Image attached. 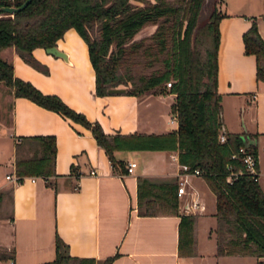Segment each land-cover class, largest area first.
<instances>
[{
	"label": "crops",
	"instance_id": "obj_1",
	"mask_svg": "<svg viewBox=\"0 0 264 264\" xmlns=\"http://www.w3.org/2000/svg\"><path fill=\"white\" fill-rule=\"evenodd\" d=\"M217 7L222 12L216 49L220 130L247 132L246 140L256 146L258 180L264 190V81L256 77L255 55L244 50L242 41V31L252 19L264 40V0H219ZM53 44L63 55L42 45L31 49L46 71L24 60L12 45L0 47V56L12 63L15 75L29 79L42 91L57 93L89 119H97L105 131H162L176 126L168 121L174 91L96 93L87 44L75 27H66ZM0 98V205L4 207L0 245L16 263L51 260L58 232L70 254L92 256L96 262L115 253L109 264H203L209 255L212 263L206 264H256L257 259L264 264V255L216 252L214 194L200 173L187 176L186 190L176 192L172 210L138 212L137 175L155 182L176 179V149L115 148L113 155L122 164L112 162L89 127L26 95L14 94L1 79ZM28 133L55 137V173L49 181L40 175L13 178L14 141ZM130 159L135 164L127 170ZM153 188H158L156 183ZM210 195L207 213L213 220L207 224L210 243L205 247L198 242L197 227L199 218L206 215L203 209ZM193 197L202 208H185ZM181 212L194 215L191 253H178Z\"/></svg>",
	"mask_w": 264,
	"mask_h": 264
},
{
	"label": "trees",
	"instance_id": "obj_2",
	"mask_svg": "<svg viewBox=\"0 0 264 264\" xmlns=\"http://www.w3.org/2000/svg\"><path fill=\"white\" fill-rule=\"evenodd\" d=\"M22 0H0L18 4ZM203 0H28L22 7L0 10V47L12 45L18 54L40 70L47 67L32 54L35 45L54 43L63 30L73 26L84 38L94 70V91L109 92L108 86L122 85L125 92L174 91L170 110L176 112L175 127L162 131H105L97 119L67 104L57 93L39 89L29 79L15 75L12 63L0 56V79L14 94L59 111L89 127L112 162L115 148H168L177 150V159L198 166L214 194L216 252H252L264 255V190L258 180L256 146L246 140L247 132L221 127L220 92L216 87L218 18L212 5L206 18L198 21ZM149 33L136 36L144 24ZM244 50L255 55V75L264 81V40L256 21L242 31ZM135 62L149 67L145 73L121 70ZM169 80V84H165ZM253 156V170L241 157L239 145ZM234 153V155H231ZM55 137L52 133L20 134L14 141V173L40 175L49 181L54 174ZM230 164V166H228ZM230 176V178L227 177ZM158 188L154 189L153 185ZM176 206V179L153 181L137 175L138 212H156L157 202ZM194 215L181 212L178 220V253H191ZM54 257L42 264H109L115 253L98 260L74 256L66 241L55 232ZM11 256L2 250L0 257ZM256 264H263L257 259Z\"/></svg>",
	"mask_w": 264,
	"mask_h": 264
},
{
	"label": "rangeland",
	"instance_id": "obj_3",
	"mask_svg": "<svg viewBox=\"0 0 264 264\" xmlns=\"http://www.w3.org/2000/svg\"><path fill=\"white\" fill-rule=\"evenodd\" d=\"M134 3H142L145 2L146 0H132ZM172 2H178L179 0H169ZM219 0H203L202 4H201V8L198 14V21L202 22L207 15V12L209 11V9L211 8L212 5H218ZM153 27V24L151 23H146L143 26H141L136 32L135 35L136 36H142V35H146L147 33H149L151 31ZM126 69V73L128 72L129 74L132 75L133 78H136L137 74L139 73H145L149 70V67L145 66L144 64H142L141 62H135L132 63L130 65H127V67H125V65L123 64L121 67V70L124 71ZM165 84L167 85V83L165 82ZM4 99V98H3ZM0 102H2V99L0 98ZM3 111V105L0 103V113ZM166 113L167 111L164 110ZM168 114V113H167ZM133 157H135V159H138V155H134ZM264 157V155H263ZM262 157V158H263ZM211 192V191H210ZM212 194V193H211ZM204 199V197H202ZM206 200V204L205 207L203 209V211H206V215H204V217L199 218V222H198V227H197V237H198V242L201 243L202 245H204L205 247H208L207 245H209L210 243V238L209 236L206 234V229H207V224L211 223L213 220V217L207 213L208 209H210L211 207V203H212V196H208ZM4 208L3 204L0 205V210ZM156 208L158 210H172L173 207L169 204H163L161 201L157 202ZM193 214V213H192ZM4 250L3 246L0 245V252ZM6 250V249H5ZM6 257H0V261H3ZM209 260L211 261V256H207L203 259L202 263L206 264V263H212L209 262Z\"/></svg>",
	"mask_w": 264,
	"mask_h": 264
},
{
	"label": "built area",
	"instance_id": "obj_4",
	"mask_svg": "<svg viewBox=\"0 0 264 264\" xmlns=\"http://www.w3.org/2000/svg\"><path fill=\"white\" fill-rule=\"evenodd\" d=\"M166 83L169 84L170 81L166 80ZM168 121L173 122L177 124V116L175 111H170L168 116ZM218 138L224 139L225 133L224 130H219L218 132ZM239 150L242 153L241 157L245 161L246 165L249 167L250 170H253V156L252 154L247 151L243 144L239 145ZM231 155H234V153H231ZM177 157V155H176ZM135 164V160L130 159L127 161V170H130L131 167ZM230 166V164H228ZM92 171V170H91ZM201 173V169L198 166L190 167L187 162H180L178 161V169L176 171V192L179 194L181 192H184L186 190L185 185L188 181L187 176L190 174H197ZM8 176V173L5 174ZM31 177L35 175H30ZM228 178H230L229 175H227ZM13 178L17 179L16 174H13ZM203 204L199 202L195 197L188 199V201L185 204V208L187 209H193L194 207L202 208ZM0 264H18L15 262L14 258L12 256L6 257L3 261H0Z\"/></svg>",
	"mask_w": 264,
	"mask_h": 264
},
{
	"label": "water",
	"instance_id": "obj_5",
	"mask_svg": "<svg viewBox=\"0 0 264 264\" xmlns=\"http://www.w3.org/2000/svg\"><path fill=\"white\" fill-rule=\"evenodd\" d=\"M28 0H22L18 4H0V10H7V11H12L15 9H18L22 7ZM45 48L53 53L63 55V52L58 49L53 43L46 45ZM108 91H122L124 90V86L122 85H111L107 87Z\"/></svg>",
	"mask_w": 264,
	"mask_h": 264
}]
</instances>
